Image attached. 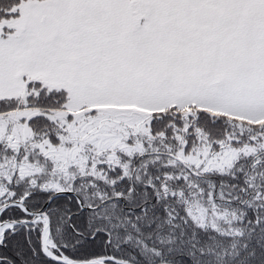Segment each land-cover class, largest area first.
Instances as JSON below:
<instances>
[{"label":"snow or ice","instance_id":"6c2138e0","mask_svg":"<svg viewBox=\"0 0 264 264\" xmlns=\"http://www.w3.org/2000/svg\"><path fill=\"white\" fill-rule=\"evenodd\" d=\"M0 264H264V0H0Z\"/></svg>","mask_w":264,"mask_h":264}]
</instances>
